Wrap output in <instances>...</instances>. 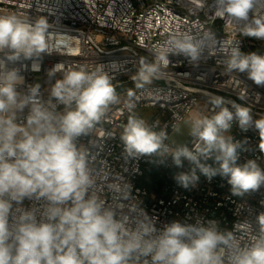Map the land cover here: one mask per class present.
<instances>
[{
	"label": "clouds",
	"instance_id": "obj_1",
	"mask_svg": "<svg viewBox=\"0 0 264 264\" xmlns=\"http://www.w3.org/2000/svg\"><path fill=\"white\" fill-rule=\"evenodd\" d=\"M209 7L241 37L264 41V0H212ZM50 27L44 16L33 21L0 15V264H264V212L256 217L258 231L244 243L235 227L222 230L216 220H174L158 229L156 218L131 197L124 177L100 179L90 167V150L78 140L117 101L103 66L89 71L56 64L47 75L62 78L51 85L47 101L39 83L21 91V68L9 67L32 61L31 70L39 71L42 54L54 50ZM216 50L227 73H244L264 86V52H242L239 40H220L211 29L173 32L154 49V61L142 60L132 78L142 87L168 68L170 55L198 63L206 51ZM209 102L212 114L191 123V147L169 146L166 129L130 116L119 137L124 157L171 156L178 168L187 161L189 172L175 177L185 189L203 175L226 179L234 196L258 190L264 168L255 159L238 163L247 141L235 140L231 130L234 123L242 131L254 127L264 153V117L254 120L248 107L221 96ZM104 188L114 204L102 198ZM26 199L32 206H23Z\"/></svg>",
	"mask_w": 264,
	"mask_h": 264
},
{
	"label": "built area",
	"instance_id": "obj_2",
	"mask_svg": "<svg viewBox=\"0 0 264 264\" xmlns=\"http://www.w3.org/2000/svg\"><path fill=\"white\" fill-rule=\"evenodd\" d=\"M211 3L212 0H0V15L15 13L33 21L44 16L51 25L48 31L54 50L42 54L39 71L31 70L32 61L9 65L21 68L25 78L21 91L27 92L28 86L39 83L42 98L47 101L51 85L62 78L61 73L52 78L47 75L58 63L65 69L83 66L89 71L102 65L112 78L117 101L92 132L78 140L79 145L90 150V167L102 181L124 177L131 185V197L156 218L158 229L174 220L189 224L216 220L222 230L235 227L237 237L244 243L258 231L256 217L264 212V186L234 196L226 179L216 176L209 181L200 175L194 186L185 189L175 177L189 172L187 161L178 168L171 156L126 159L119 139L133 115L155 125L157 131L166 129L168 134L187 116L194 120L211 115L213 105L209 101L213 96L248 107L254 120L264 117V86H257L244 73H227L218 50L206 51L198 63L183 55H170L168 68L142 87L132 78L141 61L153 62L154 49L177 31L195 34L211 29L220 40H239L242 52H264V41L241 37L231 24L214 16ZM26 115L27 109L21 118ZM231 135L235 140L247 141L238 163L255 159L264 168V153L259 150L255 128L242 131L234 123ZM186 144L191 147V136ZM102 198L115 203L106 188ZM36 203L40 207L44 202ZM32 204L27 199L23 202L24 207Z\"/></svg>",
	"mask_w": 264,
	"mask_h": 264
},
{
	"label": "rangeland",
	"instance_id": "obj_3",
	"mask_svg": "<svg viewBox=\"0 0 264 264\" xmlns=\"http://www.w3.org/2000/svg\"><path fill=\"white\" fill-rule=\"evenodd\" d=\"M193 118L190 116L185 117L176 127L168 134L166 140L172 146H179L186 144L190 138L189 129Z\"/></svg>",
	"mask_w": 264,
	"mask_h": 264
}]
</instances>
